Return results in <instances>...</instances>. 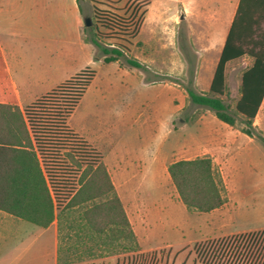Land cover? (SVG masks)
<instances>
[{"label": "rangeland", "instance_id": "374dc122", "mask_svg": "<svg viewBox=\"0 0 264 264\" xmlns=\"http://www.w3.org/2000/svg\"><path fill=\"white\" fill-rule=\"evenodd\" d=\"M148 1L81 0L85 15L91 18L92 25H95V37L100 44L106 49L121 51L124 54L119 58L122 63L129 65L127 60L132 59L144 66H129L134 78L131 92L126 86L128 82L122 80L124 83L113 86L105 102H100L94 92L84 95V99H81L72 114L70 125L89 135L90 140L107 158L111 155L114 142L123 149L139 147L146 140L154 142L158 134L156 132L159 131L158 125L168 116H173L172 103L168 108L165 105L160 107L150 116L145 100L153 97L154 93L143 88L140 80L142 77L147 81L161 82L157 89L164 98L167 95L173 98V85H180L185 90L191 88L201 94H210L208 86L218 63L217 55L212 53L213 55L208 56V48L195 45L198 41H195L193 33L190 32L188 21L182 18L177 8V0H150L147 5ZM96 13L101 19H110L113 16L124 19V32L113 33L104 28L100 24L101 20L97 21ZM93 34V31L89 30L86 37L89 39ZM97 51L98 55L102 54L101 50ZM211 58H216V61ZM243 58L241 69L235 64L228 68L227 90L222 97L235 116L236 105L241 98L242 74L254 64L252 57ZM200 59L203 62L200 63ZM106 76V68L100 70V81L97 85ZM133 105L140 121L150 116V127L141 129L137 125V132L128 127L125 120H130L124 119L121 114L130 106L133 114ZM262 120L264 106L256 120L257 128L264 132V127L259 128ZM240 121L238 117V126L235 128L228 126L218 120L212 111L193 105L187 94L185 108L172 118L171 142L168 143L171 164L198 157H211L216 172L224 177L225 187H229H226V196L231 198L232 204L217 214L216 219L209 220V223L219 226L222 223L220 218H224L230 226L228 232L233 233L264 229V142L243 134L239 130ZM137 133L140 139L135 138ZM161 183L164 192L172 188L171 180L169 183L165 180ZM183 217H188V212L183 204H180L175 208L173 218L181 222ZM12 221L13 218L0 212V264H54L50 233L42 236L39 234L41 228L31 223L20 220L22 232L20 231L19 236L25 240V245H20L18 249V237L15 238L16 243H7L5 237L13 225ZM200 225V220H193L184 226L186 238L169 232V235L158 233L150 241V246L157 248L168 243H187L192 238L201 240L194 245L175 246L174 252L171 253L168 250L139 252V247H136L134 241L110 240L105 235L91 234L88 228L73 224L70 226V222H66L61 238L64 254L62 264H217L201 256V244L230 238L205 240L214 234H205L203 231L199 233ZM199 246L201 247L197 252ZM178 249H181V253L176 257L175 251Z\"/></svg>", "mask_w": 264, "mask_h": 264}, {"label": "trees", "instance_id": "16d2710c", "mask_svg": "<svg viewBox=\"0 0 264 264\" xmlns=\"http://www.w3.org/2000/svg\"><path fill=\"white\" fill-rule=\"evenodd\" d=\"M98 16L96 13L97 21L101 20L107 30L124 32V19ZM94 26L86 27L85 32L93 31L89 40L105 54L104 61L110 63L123 57L121 51L100 44ZM245 56L252 57L254 64L243 74L235 116L222 98L227 90L226 69L228 63ZM127 62L134 68H144L136 60ZM95 76L92 68L83 70L24 112L0 105V211L42 228L58 220L61 238L64 224L70 222V226L88 228L91 234L105 235L110 240L134 241L138 247L102 154L68 126ZM186 92L193 105L212 111L230 127L238 126L239 117V130L264 142V132L254 125L264 101V0H240L210 94L191 88ZM168 173L189 212H211L228 201L223 178L209 156L173 162ZM61 246L59 264L64 261Z\"/></svg>", "mask_w": 264, "mask_h": 264}, {"label": "crops", "instance_id": "0c3cea01", "mask_svg": "<svg viewBox=\"0 0 264 264\" xmlns=\"http://www.w3.org/2000/svg\"><path fill=\"white\" fill-rule=\"evenodd\" d=\"M239 3L240 0H177V8L182 18L188 21L190 32L193 33L195 41H198L195 45L208 48V56L215 53L217 62L226 44ZM85 19L87 16L79 0H0V105L17 107L24 112L27 107L87 68L96 71V76L85 96L94 92L100 102H105L113 86L124 83L122 80L128 82L126 86L129 87L130 92L132 91L134 79L132 66L122 63L121 59L106 63L105 54L102 52L98 55L99 49L86 37ZM211 59L216 61V58ZM242 60L244 58L228 63L226 77L228 68L232 64L241 69ZM199 62L203 61L200 59ZM105 68L107 76L97 85L100 81V70ZM140 80L145 90L154 93L153 97L145 100L150 116L164 105L168 108L171 103L174 107L172 118L185 108L187 92L182 86L173 85L171 99L168 95L164 98L157 89L161 82L147 81L143 77ZM212 80L210 79L209 89ZM263 106L264 101L255 119V126ZM131 109L132 106L121 114L124 119L130 120L129 122L125 120L128 127L137 132V125L141 129L151 126L148 119L150 116L140 121L136 117L135 106L133 105V114ZM71 117L68 120L69 128L100 152L89 135L70 125ZM172 118L168 116L158 125L159 131L156 132L158 134L154 142L146 140L139 147L133 146L130 149L120 148L118 143L114 142L109 158L100 152L102 162L107 168L116 194L134 231L139 252L168 250L172 253L175 246L180 247L185 244L189 246L200 242L201 240L192 238L187 243L181 242L176 245L168 243L157 248L150 246V241L158 233L169 235L171 232L172 235L186 238L184 226L189 225L193 220H200L202 223L198 228L199 233L203 231L205 234L207 232L214 234L213 237H207L205 240L247 233L228 232L230 226L224 218H220L222 223L219 226H212L209 223V220L216 219L217 214L231 206V198L227 197V203L219 209L200 213L187 210L173 183L170 185L172 188L164 192L161 181L165 180L169 183L171 180L168 173L171 164L168 143L171 142ZM263 127L264 120L259 125V128ZM138 137L140 139L137 133L135 138ZM226 187L229 188L228 185ZM180 204H183L188 212V217H183L181 222L173 218L175 208ZM7 215L14 221L5 238L8 244H14L15 238L18 237L17 245L20 249V245L26 243L19 236L22 219ZM39 228H41L39 234L42 236L50 233L54 264H59L61 236L58 220L47 228ZM175 252L178 257L181 249Z\"/></svg>", "mask_w": 264, "mask_h": 264}, {"label": "built area", "instance_id": "2783aa9c", "mask_svg": "<svg viewBox=\"0 0 264 264\" xmlns=\"http://www.w3.org/2000/svg\"><path fill=\"white\" fill-rule=\"evenodd\" d=\"M226 238L202 243L201 256L217 264H264V230Z\"/></svg>", "mask_w": 264, "mask_h": 264}, {"label": "water", "instance_id": "95a60500", "mask_svg": "<svg viewBox=\"0 0 264 264\" xmlns=\"http://www.w3.org/2000/svg\"><path fill=\"white\" fill-rule=\"evenodd\" d=\"M92 25V20H91V18H87V19H85V26L86 27H90Z\"/></svg>", "mask_w": 264, "mask_h": 264}]
</instances>
